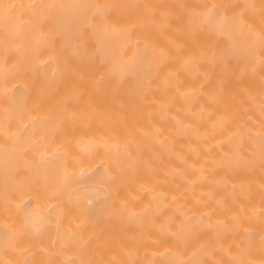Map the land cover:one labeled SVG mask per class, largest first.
I'll return each instance as SVG.
<instances>
[{
  "label": "bare ground",
  "instance_id": "obj_1",
  "mask_svg": "<svg viewBox=\"0 0 264 264\" xmlns=\"http://www.w3.org/2000/svg\"><path fill=\"white\" fill-rule=\"evenodd\" d=\"M0 264H264V0H0Z\"/></svg>",
  "mask_w": 264,
  "mask_h": 264
}]
</instances>
